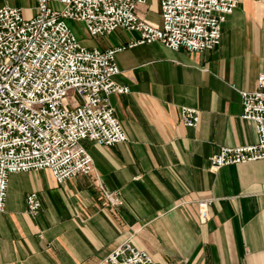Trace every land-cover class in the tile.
<instances>
[{
    "label": "crops",
    "instance_id": "crops-1",
    "mask_svg": "<svg viewBox=\"0 0 264 264\" xmlns=\"http://www.w3.org/2000/svg\"><path fill=\"white\" fill-rule=\"evenodd\" d=\"M19 6L26 17L36 12ZM15 0H0V6ZM160 24L159 0L138 8ZM85 46L126 45L139 32L118 28ZM108 94L128 139L111 146L84 140L93 170L58 182L49 169L11 173L0 211V264H109L130 240L158 264H264V159L210 167L222 146L256 143V124L242 117L241 91L259 89L264 72V2L243 0L222 25L220 44L197 52L156 41L117 53ZM182 106L200 110L186 126ZM37 192L41 209L27 211ZM121 200L113 205L106 193ZM211 198L203 221L197 201Z\"/></svg>",
    "mask_w": 264,
    "mask_h": 264
},
{
    "label": "built area",
    "instance_id": "built-area-1",
    "mask_svg": "<svg viewBox=\"0 0 264 264\" xmlns=\"http://www.w3.org/2000/svg\"><path fill=\"white\" fill-rule=\"evenodd\" d=\"M35 1L31 17L18 6H0V211L6 209L11 173L46 168L63 182L93 170L84 140L111 146L128 139L108 99L111 92L129 91L114 81L119 51L156 41L176 50H213L221 42L227 15L243 0H159L160 24L139 15L147 0ZM69 20L83 23L91 37H105L118 28L137 31L140 37L107 49L88 47ZM258 86L241 91L242 117L255 122L257 142L222 146L210 156L212 169L264 159V72ZM181 116L186 126L195 127L200 110L182 106ZM106 196L113 205L121 203L113 192ZM211 203V198L197 201L203 221L210 218ZM41 205L37 192L27 196L30 214L37 215ZM106 262L158 264L130 240L112 250Z\"/></svg>",
    "mask_w": 264,
    "mask_h": 264
},
{
    "label": "rangeland",
    "instance_id": "rangeland-1",
    "mask_svg": "<svg viewBox=\"0 0 264 264\" xmlns=\"http://www.w3.org/2000/svg\"><path fill=\"white\" fill-rule=\"evenodd\" d=\"M17 3L14 4V6H21L23 5L25 6H32V2L31 0H15ZM52 6L56 7V8H61L62 5L57 3V4H52ZM70 27L74 30L77 38L79 39V41L83 44L86 45L88 43V41L90 40L89 38V34L85 28V25L81 22L75 21V20H69L68 21Z\"/></svg>",
    "mask_w": 264,
    "mask_h": 264
}]
</instances>
